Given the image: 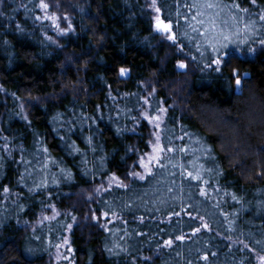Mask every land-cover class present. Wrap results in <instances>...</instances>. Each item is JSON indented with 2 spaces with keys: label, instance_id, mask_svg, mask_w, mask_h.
I'll return each mask as SVG.
<instances>
[{
  "label": "trees",
  "instance_id": "16d2710c",
  "mask_svg": "<svg viewBox=\"0 0 264 264\" xmlns=\"http://www.w3.org/2000/svg\"><path fill=\"white\" fill-rule=\"evenodd\" d=\"M211 3L252 32L213 52L194 0H0V264H264V0Z\"/></svg>",
  "mask_w": 264,
  "mask_h": 264
},
{
  "label": "rangeland",
  "instance_id": "374dc122",
  "mask_svg": "<svg viewBox=\"0 0 264 264\" xmlns=\"http://www.w3.org/2000/svg\"><path fill=\"white\" fill-rule=\"evenodd\" d=\"M194 1L198 3L197 7L199 8V11L197 16L199 15L198 21L201 22V24H203L202 29L204 31L203 33L204 40L207 42V44L209 45V47L213 52L218 51L220 48L219 46H221L222 44H224V47H231L232 44L236 43V41L239 40L238 39L239 35L237 33L240 32L243 33L244 36H246L245 33H247L248 31L249 33L252 32L250 31L252 29V26L249 23H243L242 21L243 24L240 28L239 24L241 19L240 20L237 19L236 21L234 18L230 16H226L223 19H221V17H217L218 12L215 10L216 8L211 3V0H194ZM187 10L190 11V9ZM244 13L248 18H254L253 16H251L250 14L251 12L250 13L244 12ZM258 15H260V12L258 13ZM258 19H260V16H258ZM253 27H254L253 31H255L256 30L255 24H253ZM258 27L261 28L262 26L259 25ZM254 35L255 32L253 33V36ZM222 41L224 42L222 43ZM262 47L264 48V44ZM123 74L126 75L125 72ZM158 151H159V146L154 145L152 149V153L149 155V157L147 156L141 162V169L143 170V172L146 171L149 168L150 163L156 159V157L158 156L157 154ZM137 175L138 176L141 175V170L140 173ZM115 182L119 183V181L117 180H115ZM53 214L54 213L44 214L40 217V219H42L41 221L48 220L53 216ZM64 227H65V222H60L59 224L55 225L54 223L48 221L46 222V224L41 222L40 224L37 225V228L38 229L40 228L39 233L42 234L41 235L42 238L40 241L41 244L44 245L45 247H49L50 245H52V247L56 252V255H54V257L56 259L61 257L63 260H66V252H71L70 248L67 249V245L69 244L67 241V236L65 234L64 235L60 234L59 239H57L56 241L55 239L52 238L56 230L59 231ZM62 232L65 233V230H63ZM57 244L60 245L58 246ZM70 257L71 255L68 254L69 260Z\"/></svg>",
  "mask_w": 264,
  "mask_h": 264
}]
</instances>
